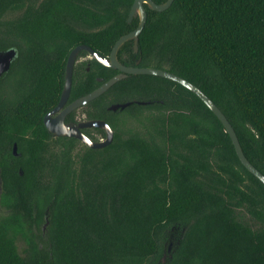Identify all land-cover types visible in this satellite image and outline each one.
<instances>
[{
	"label": "trees",
	"instance_id": "16d2710c",
	"mask_svg": "<svg viewBox=\"0 0 264 264\" xmlns=\"http://www.w3.org/2000/svg\"><path fill=\"white\" fill-rule=\"evenodd\" d=\"M133 1L0 0V53L16 52L0 76V264H264V184L184 86L132 74L89 102L88 117L114 132L103 148L53 138L44 126L70 51L83 44L109 56L138 24L127 21ZM144 7L138 52L126 41L119 62L140 60L197 86L264 175V0ZM117 73L92 58L76 63L71 98ZM116 103L129 105L108 110ZM121 114L141 129L124 128Z\"/></svg>",
	"mask_w": 264,
	"mask_h": 264
},
{
	"label": "water",
	"instance_id": "95a60500",
	"mask_svg": "<svg viewBox=\"0 0 264 264\" xmlns=\"http://www.w3.org/2000/svg\"><path fill=\"white\" fill-rule=\"evenodd\" d=\"M173 0H166L163 3L157 4L153 2L152 0H134L130 11L128 13L127 21L131 22V20L135 17L138 18V24L134 30L131 32L122 35L120 38L116 40L114 43L111 52L109 56H103L93 50L90 46L87 45H78L74 47L66 61L65 71H64V83L62 92L60 95L59 102L57 106L45 114L43 122L44 126L47 129L48 132L52 133L54 136H67V137H74L79 139L84 145H86L89 148L92 149H99L103 148L107 145H109L114 137V132L112 128L109 126L107 122L101 119H94L91 121L82 122L78 125L70 123V124H63L62 118L63 116L74 110L77 109L92 100L96 99L100 95H102L104 92H106L110 87H112L116 82L126 78L128 75H136V74H148V75H155L160 76L163 78H166L168 80L174 81L188 90H190L192 93H194L211 111L212 113L217 117V119L221 122L223 127L225 128L232 144L235 150V153L240 160L241 164L252 174L254 175L258 180H260L264 184V175L257 170L245 157L240 143L238 141L237 135L232 127V125L229 123L225 115L221 112V110L213 103L209 97L203 93L197 86L192 84L191 82L187 81L186 79L171 73L164 69L154 68V67H139L137 66L140 62V60L136 61V66H125L119 62L117 59V53L119 48L129 40L133 41V52H138V36L141 33L146 19H147V12L144 7V4L152 10L156 12H162L170 7ZM81 51H86L90 58L95 59L98 63H100L103 66H106L108 68L116 69L118 70V73L109 78L108 80L102 82L97 88L92 90L91 92L75 99L71 103H69L60 113L59 116H57L55 119H51L50 115L53 112L58 111L63 104L65 103V100L67 99L71 84H72V76H73V67L76 62V59ZM15 56V51L9 50L4 53H0V75L3 74L5 71L9 69V66L11 64V61L13 57ZM98 81H101L100 78H98ZM129 103L124 104H111L108 106V110L110 111H116L117 109H124L127 107ZM80 127H97L99 129H102L105 133V138L101 141H93L90 140L88 137H86L81 131ZM16 149L14 148V152Z\"/></svg>",
	"mask_w": 264,
	"mask_h": 264
},
{
	"label": "flooded vegetation",
	"instance_id": "af4514ba",
	"mask_svg": "<svg viewBox=\"0 0 264 264\" xmlns=\"http://www.w3.org/2000/svg\"><path fill=\"white\" fill-rule=\"evenodd\" d=\"M15 56H16V52H15ZM80 62H82V61H79L78 60V57H77V59H76V62H75V64L76 63H80ZM75 64H74V66H75ZM73 69H74V67H73ZM87 70H88V68H86ZM101 83H102V80L100 81ZM71 86H72V84H71ZM63 88V87H62ZM62 92V91H61ZM91 92V91H90ZM89 93V92H88ZM87 94V93H86ZM61 95V94H60ZM83 95H85V94H82V95H77V96H75V97H73V98H71V89H70V92H69V95H68V97H67V99L65 100V103L63 104V106L58 110V111H56V112H53L51 115H50V118L51 119H55L57 116H59L60 115V113L62 112V110L69 104V103H71L72 101H74L75 99H77V98H79V97H81V96H83ZM59 99H60V97H59ZM58 102H59V100H58ZM58 102H57V104H58ZM57 104L51 109V110H53L56 106H57ZM88 104V103H87ZM87 104H85V105H83V106H81V107H79V108H77V109H74V110H72V111H70V112H68V113H66L64 116H63V118H62V123L63 124H70V123H73V124H76V125H78V124H80V123H82V122H86V121H91V120H94L93 118H89L88 117V111H87V108H86V106H87ZM51 110H49V111H51ZM90 110L92 111L93 110V108H90ZM48 111V112H49ZM47 112V113H48ZM45 116V115H44ZM43 119H44V117H43ZM102 120V119H101ZM44 123V122H43ZM96 128L97 127H80V131L86 136V137H88L90 140H93V141H96L95 139H97V141H101V140H103L104 138H105V135L103 136V135H101V134H99L97 131H96ZM102 130V129H101ZM50 133V132H49ZM51 135H52V137L53 138H58V137H64V138H74V137H67V136H54L52 133H50ZM77 141H78V143H82L79 139H77V138H75ZM83 144V143H82Z\"/></svg>",
	"mask_w": 264,
	"mask_h": 264
},
{
	"label": "rangeland",
	"instance_id": "374dc122",
	"mask_svg": "<svg viewBox=\"0 0 264 264\" xmlns=\"http://www.w3.org/2000/svg\"><path fill=\"white\" fill-rule=\"evenodd\" d=\"M88 59H90L89 55H84V56L78 57L79 61H86ZM0 87H1V85H0ZM121 117L124 118V120H125L124 126H123L124 128L132 129V130H140L141 129V125L135 119L130 118L129 116L124 115V114H121ZM4 214H6V211L0 207V216H2ZM243 217H244L243 221L250 223V220L246 215H243ZM177 237H178V233L175 232V234L171 237L170 242L167 244V253L164 256V258H166L170 254V252L172 251L173 247L175 246V244L177 242V239H178ZM22 246H23V243L19 242L18 248L21 249Z\"/></svg>",
	"mask_w": 264,
	"mask_h": 264
}]
</instances>
